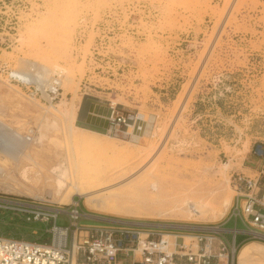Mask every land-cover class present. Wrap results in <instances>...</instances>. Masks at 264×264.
Returning a JSON list of instances; mask_svg holds the SVG:
<instances>
[{"label": "rangeland", "instance_id": "rangeland-1", "mask_svg": "<svg viewBox=\"0 0 264 264\" xmlns=\"http://www.w3.org/2000/svg\"><path fill=\"white\" fill-rule=\"evenodd\" d=\"M26 62L48 66L50 80L61 73L62 88L44 92ZM12 69H26L29 81L11 79ZM89 95L96 112L116 102L156 119L138 142L74 127L92 146L74 144L65 114ZM0 121L1 195L67 209L70 194L56 186L67 171L109 211L75 195L99 217L82 224L222 228L231 241L237 232L234 264H264V231L230 219L234 175L264 145V0H0ZM181 195L210 208L182 215L173 208ZM11 216L1 235L49 242L50 223ZM57 224L69 225L66 213Z\"/></svg>", "mask_w": 264, "mask_h": 264}, {"label": "built area", "instance_id": "built-area-1", "mask_svg": "<svg viewBox=\"0 0 264 264\" xmlns=\"http://www.w3.org/2000/svg\"><path fill=\"white\" fill-rule=\"evenodd\" d=\"M27 74V70L16 69L9 75L15 81H29ZM59 88L54 82L50 94H56ZM108 104L107 114L95 111L90 114L105 119L110 134L132 140L146 135L148 125H151L146 114L115 102ZM254 156L262 159L254 177L244 173L234 175L237 194L230 219L237 221L240 218L249 230L264 231L262 143L255 146ZM61 212L67 214L69 225L57 224ZM7 215L10 218L11 215L19 216L29 222L50 223L46 230L50 240L41 242L0 234V264H234L237 232L231 241L222 228L174 229L122 221L82 224L81 219L88 218V214L83 211L80 201H73L65 209L38 199L0 194V221Z\"/></svg>", "mask_w": 264, "mask_h": 264}, {"label": "bare ground", "instance_id": "bare-ground-1", "mask_svg": "<svg viewBox=\"0 0 264 264\" xmlns=\"http://www.w3.org/2000/svg\"><path fill=\"white\" fill-rule=\"evenodd\" d=\"M26 65H31L32 66L31 68H32L34 74L33 73H31V74H32V76L34 75L35 77H37L35 79L36 82L38 83L37 85L40 86V87H43V90H45L44 92L47 93L49 90H51L54 82H56L58 84V87H61V85H62V76H63L61 73L57 74L58 77H54L52 80H50L48 78L52 74L53 70L50 69L48 66L37 64L35 62H26ZM31 68H29V69H31ZM12 70L16 71V69H12ZM23 70H26V69H23ZM69 77H70V79H68V80L70 81L72 78H71V76H69ZM7 80L10 81L8 78H7ZM50 97H52V96L50 95ZM57 110H58V108H57ZM77 114H78V109L75 106H73L71 109H69L66 112V114H65V122L69 123V127H70V129H69L70 141L73 142L74 144H79V145L80 144L81 145H87V144L91 145V143L88 142L87 139H84L83 137H81V136H79V135L74 133V127H75V129L82 130V131H87L89 133H94V134H100V133H98L96 131H92V130H86V129H83V128L77 126V125H74L75 124L74 120L77 117ZM149 118H150V121H151L152 124L151 125L149 124L148 128H150L153 125V122L155 121L156 117L150 116ZM12 133L17 138H20V139L23 138V135L20 132H12ZM134 140L136 142H138V141H140V138L136 136V137L133 138V141ZM92 144H94V143H92ZM26 156L28 157L29 155H26ZM71 157H72V155L70 156V158ZM71 164H73V163L71 162ZM99 167H100V165H99ZM31 169H33V168H31ZM73 172L75 173V175H76V173H78L77 171H75V169H74ZM25 173H23V174L25 175ZM66 176H67V171L60 170V174L57 176V179H56V186H57L58 192H61L62 190H66L68 192V194H70L68 197L65 196L64 198H67V200H69V202L72 203L73 201H75V195H79L80 197H84L85 198L84 202H85L86 206L89 209H96V210H100V211L107 212V213L109 212L107 209L98 208L96 206L94 201L96 199H99V198H95L94 196L90 197L88 192L84 193V191H83V187H84L83 178L77 177V176H73V175L70 176L69 178H67ZM50 179H51V177H50ZM121 182L122 181H120V180H113V183L117 184V185H119ZM112 196H110V197L113 198L115 201H117L119 198H121L123 196V194L114 195L113 197ZM105 197H107V195L103 194L102 198H105ZM174 200H175V202H174L173 208L175 210L180 211V213L182 215H185V216H190V215H193V214H206V212L210 208L208 205H206L203 202L202 199H197V198L195 199V198L187 196V195L176 196ZM211 210L213 211L214 208H212ZM259 235H262V234H259ZM246 247H247V243L241 248L240 255L243 254V252H244Z\"/></svg>", "mask_w": 264, "mask_h": 264}, {"label": "crops", "instance_id": "crops-1", "mask_svg": "<svg viewBox=\"0 0 264 264\" xmlns=\"http://www.w3.org/2000/svg\"><path fill=\"white\" fill-rule=\"evenodd\" d=\"M90 98H85L82 103H81V106H80V109H79V112L77 114V122H82V127H88L89 129L91 130H94L95 131H101V130H106L107 129V122H106V126H105V122H99V123H96L98 122V118L93 116L92 114H90V112L92 111H98L100 110V108L96 107V104H94V106H88L87 103H88V100ZM247 158V161L242 164V166H239L238 167V171L240 172H244L246 174L248 173H251V172H255L257 171L259 168H260V164H261V161L260 159L254 157L253 155H248L246 156ZM88 214V218H93V219H96L94 217H98L96 215H93V214H90V213H87ZM99 218V217H98ZM104 220L105 217H100Z\"/></svg>", "mask_w": 264, "mask_h": 264}, {"label": "water", "instance_id": "water-1", "mask_svg": "<svg viewBox=\"0 0 264 264\" xmlns=\"http://www.w3.org/2000/svg\"><path fill=\"white\" fill-rule=\"evenodd\" d=\"M106 221H122V220H113V219H110V218H106ZM122 222H128V223H135V224H147V223H141V222H133V221H122ZM160 225V224H158ZM165 226H168V227H174V228H182V229H190V228H194V229H208V227H196V226H188V225H165ZM263 238H264V235H263Z\"/></svg>", "mask_w": 264, "mask_h": 264}, {"label": "trees", "instance_id": "trees-1", "mask_svg": "<svg viewBox=\"0 0 264 264\" xmlns=\"http://www.w3.org/2000/svg\"><path fill=\"white\" fill-rule=\"evenodd\" d=\"M93 98V99H96V97H93V96H86L85 98ZM78 125H84V124H82V122H78ZM95 130V129H94Z\"/></svg>", "mask_w": 264, "mask_h": 264}]
</instances>
